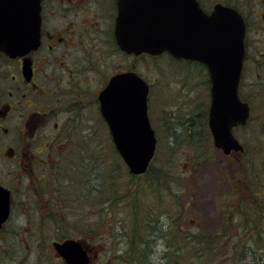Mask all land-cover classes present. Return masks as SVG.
Listing matches in <instances>:
<instances>
[{
	"label": "rangeland",
	"instance_id": "374dc122",
	"mask_svg": "<svg viewBox=\"0 0 264 264\" xmlns=\"http://www.w3.org/2000/svg\"><path fill=\"white\" fill-rule=\"evenodd\" d=\"M202 1L210 10L216 2L225 0ZM233 1L241 4L245 0ZM261 2L263 3L264 0L245 2L247 4L244 10H248L251 20L263 29L257 32V28L252 27L256 31L255 38L264 31V18L256 16L259 13L264 14V4ZM109 15H105V27L108 26L109 20L111 21ZM259 40L261 41L255 43L264 51V36L259 37ZM105 54L108 58L105 70H109V74L114 68L123 67L125 62L128 65L132 64V57L126 61V58L113 51L112 46H105ZM102 58L105 61L104 55ZM260 58L264 60V56ZM189 66L185 59L172 58L168 53L157 58L148 54L140 57L137 70L152 87L149 110L158 138L154 163L165 172L162 178L164 187L172 186L171 188L176 192V206H179L176 210H180L183 204L190 201L185 216L177 213L179 225L184 230L193 231L198 227H205L221 231L223 228L221 225L225 223L221 210L235 205L241 207L238 194L235 192L237 184L240 186L238 189H242V193L246 192V189L249 190V185L245 186L238 180L251 177V174L248 173L247 177L245 174L247 172H244L245 166L242 160L245 156L250 159L254 157V169L259 173L257 176L264 179L262 150V147L264 149V68L263 65L257 66L254 61L249 63L241 87V94L252 106V115L246 126L237 127L234 132L248 148L247 155L236 151L225 154L214 149L211 143L205 142L204 145L208 146L207 155L215 154L214 158L213 155L210 158H194L192 147L194 143L191 141V135L185 134L180 124L184 119L191 117H194L198 125L202 126L205 122L204 111L205 109L209 111L211 103V82L206 68L204 69L203 66V68H189ZM169 122L173 131L168 127ZM82 134L86 136L87 147L84 149L86 151L76 153L75 157L65 158L67 168L61 170L59 178L53 183L42 181L40 185L44 187L42 199L38 200L37 197L23 199L21 197L23 192L17 191L13 213L4 230L0 232V264H66L53 246L54 240H62L64 236L84 241L93 259L91 264H113L105 260L106 254L112 255L122 251L125 244L124 225L126 227L130 225L131 214L129 200L124 198L111 207L106 205L105 183L101 182L105 178V162L114 165L121 159L123 170L127 174L124 175L122 172L120 176L115 171L120 188L123 192L126 187L138 190L143 201L140 203L146 202L145 205L162 211L161 222L163 227H168L169 212L175 211L172 209L175 203L174 192L173 194L169 193L170 190L163 192L160 199L147 194L145 176L132 178V173L123 158L112 151L110 146L112 137L106 122L105 132L100 124L92 120L83 128ZM19 186L20 183L17 184V188ZM183 189H185L184 196L179 197ZM256 192L258 195L262 194L259 188ZM105 210H107L106 215ZM236 214L233 223H228L232 226L231 233L245 234L241 226L247 221H252L253 218L250 214L241 211ZM186 216L189 220L185 218ZM236 224L238 225L235 226ZM236 229L239 232L235 231ZM62 233L65 235H59ZM79 235L88 238L98 236L104 240L96 244V241L89 242L84 237H78ZM222 247L226 249L229 245L226 247L223 242ZM165 249L166 240L161 238L155 246L153 264H164L162 255ZM258 251L255 256H250L241 264H264V256L262 257L264 253L262 250ZM220 264L230 263L224 260Z\"/></svg>",
	"mask_w": 264,
	"mask_h": 264
},
{
	"label": "flooded vegetation",
	"instance_id": "af4514ba",
	"mask_svg": "<svg viewBox=\"0 0 264 264\" xmlns=\"http://www.w3.org/2000/svg\"><path fill=\"white\" fill-rule=\"evenodd\" d=\"M247 1L240 5L247 26L241 87L249 63L264 68V51L255 43L264 31L255 38L252 27L258 32L262 26L244 10ZM118 12L119 0H40L38 46L16 56L0 54V186L11 192V215L18 190L23 199H42V181L53 183L67 168L65 158L86 151L82 131L88 123L94 120L105 132L99 95L110 78L128 70L139 72L141 56L119 48ZM106 14L111 19L107 27ZM106 45L126 61L132 57V64L125 62L109 74ZM19 183L24 189L17 188Z\"/></svg>",
	"mask_w": 264,
	"mask_h": 264
},
{
	"label": "water",
	"instance_id": "95a60500",
	"mask_svg": "<svg viewBox=\"0 0 264 264\" xmlns=\"http://www.w3.org/2000/svg\"><path fill=\"white\" fill-rule=\"evenodd\" d=\"M119 47L129 54L160 55L204 63L211 80L208 124L214 144L224 153L243 151L234 128L247 124L251 106L239 87L245 58L246 22L238 8L216 2L211 11L200 0H119ZM40 0H0V54L36 48ZM150 85L137 71L114 74L99 97L113 141L132 174L145 173L157 150L149 116ZM11 214V192L0 186V229ZM53 246L67 264H91L84 241L69 237Z\"/></svg>",
	"mask_w": 264,
	"mask_h": 264
},
{
	"label": "trees",
	"instance_id": "16d2710c",
	"mask_svg": "<svg viewBox=\"0 0 264 264\" xmlns=\"http://www.w3.org/2000/svg\"><path fill=\"white\" fill-rule=\"evenodd\" d=\"M222 2L233 5L239 9L242 4V2L240 4L233 0H225ZM204 7L206 9L208 8L206 4H204ZM154 57L157 58L160 56ZM185 61L190 65L189 68L204 67L205 69V66L199 62ZM204 112L205 122L202 123V126L195 122L194 117L184 119L180 124L183 127L184 133L191 135V141L194 143L192 146L194 149V158H210L212 155L214 158L215 154L207 155L208 151H206V148L208 146L207 144L204 145L205 142L211 143L214 149L219 150L214 146L212 140V133L208 125V111L205 109ZM168 124L169 129L172 130V128H170L172 124L170 122ZM110 146L112 151L118 155V157H121L113 139L110 142ZM203 148H205V150H201ZM214 149L213 152L215 151ZM262 150L264 151L263 147ZM242 153L247 155L248 148L246 145L245 150ZM155 158L144 174H132L131 177L145 176V186L148 190L147 194H151L152 197L155 196L160 199L162 198L161 196L163 195V192H168V190H170L169 193L173 194L174 190L171 188L172 186H170V188L164 187L162 178L165 172L162 171L163 169L161 167L155 165ZM253 161L254 157L253 159H250V157L246 158V156L244 160H242V164L245 166V170H243L244 172H247L245 174L247 175L249 173L251 174V177L246 180H238L245 186L249 185V190L246 189V192L242 193V189H238L240 186L237 184L235 192L238 194L239 205L241 207L238 208V206L235 205L221 210L220 213L225 222L221 225V227H223L221 231L205 227H198L193 231L189 229L184 230L181 225H179L177 213L178 215L185 216L188 212L190 201L183 204L180 210H176L179 207L176 206V192H174L175 203L172 208L175 211L171 213L169 212V225L167 228L163 227V223L161 222V216L163 215L162 211L159 209L156 210L149 205H145L146 202H144V204L140 203L143 201L140 199L138 190L126 187L123 192L120 188L116 172H118L120 176L122 175V172L124 175L127 174H125V171L123 170V162L121 159L114 165H109L105 162V178L101 181L102 183H105V203L106 205L108 204L107 206L111 207L112 204H115L123 198L124 200H129V213L131 214L130 225L127 227L124 225L125 231L123 233L125 244L122 251L120 253L115 252L112 255L106 254L105 260L112 262L113 264H153L152 258L155 254V246L161 238L166 240V249L162 255V259L164 258V264H220L224 260H228L230 264H241L242 261L244 262L250 256H255V254L259 252L258 250H262L264 253V179L257 176L259 173L254 169ZM248 176L249 175H247V177ZM175 180L176 179H174V181ZM256 186L262 191L261 195H258L256 192L258 189ZM184 191L185 189H183L179 197L184 196ZM147 201L149 202V197H147ZM106 211L107 210H105V215ZM238 211L250 214L253 220L247 221L241 226V229L243 228L242 231L245 234L241 232L236 235L231 233L232 226L228 223H233L234 216L237 215L236 213ZM100 215L101 218H103V214L101 213ZM185 218L188 219L187 216ZM237 225L238 224L235 226ZM235 231L238 230L236 229ZM59 235H65V233ZM245 235H249V237L244 238L243 236ZM64 237L66 238L68 236ZM78 237H84L89 242L96 241V244H100V242H103L104 240V238L98 236L88 238L79 235ZM105 240L107 242V237H105ZM223 242H225L226 247L228 245L229 247L226 249L223 248ZM232 245H234V247ZM263 256L264 254H262V257Z\"/></svg>",
	"mask_w": 264,
	"mask_h": 264
}]
</instances>
